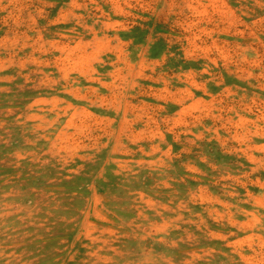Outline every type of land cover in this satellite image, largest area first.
<instances>
[{"label":"rangeland","instance_id":"rangeland-1","mask_svg":"<svg viewBox=\"0 0 264 264\" xmlns=\"http://www.w3.org/2000/svg\"><path fill=\"white\" fill-rule=\"evenodd\" d=\"M0 264H264V0H0Z\"/></svg>","mask_w":264,"mask_h":264}]
</instances>
